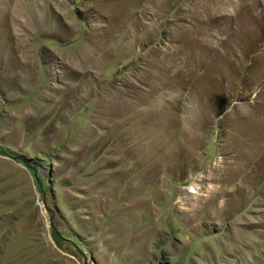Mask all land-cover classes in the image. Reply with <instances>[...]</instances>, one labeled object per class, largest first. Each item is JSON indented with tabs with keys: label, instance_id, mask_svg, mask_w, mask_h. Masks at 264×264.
Masks as SVG:
<instances>
[{
	"label": "rangeland",
	"instance_id": "rangeland-1",
	"mask_svg": "<svg viewBox=\"0 0 264 264\" xmlns=\"http://www.w3.org/2000/svg\"><path fill=\"white\" fill-rule=\"evenodd\" d=\"M0 264H264V0H0Z\"/></svg>",
	"mask_w": 264,
	"mask_h": 264
},
{
	"label": "water",
	"instance_id": "water-1",
	"mask_svg": "<svg viewBox=\"0 0 264 264\" xmlns=\"http://www.w3.org/2000/svg\"><path fill=\"white\" fill-rule=\"evenodd\" d=\"M6 153H8V155L12 156V157H15L14 155L10 154L9 152L5 151Z\"/></svg>",
	"mask_w": 264,
	"mask_h": 264
},
{
	"label": "trees",
	"instance_id": "trees-1",
	"mask_svg": "<svg viewBox=\"0 0 264 264\" xmlns=\"http://www.w3.org/2000/svg\"><path fill=\"white\" fill-rule=\"evenodd\" d=\"M4 153H6L5 151H3ZM6 154H8V153H6Z\"/></svg>",
	"mask_w": 264,
	"mask_h": 264
},
{
	"label": "bare ground",
	"instance_id": "bare-ground-1",
	"mask_svg": "<svg viewBox=\"0 0 264 264\" xmlns=\"http://www.w3.org/2000/svg\"><path fill=\"white\" fill-rule=\"evenodd\" d=\"M120 107V106H119ZM191 190V189H190Z\"/></svg>",
	"mask_w": 264,
	"mask_h": 264
}]
</instances>
